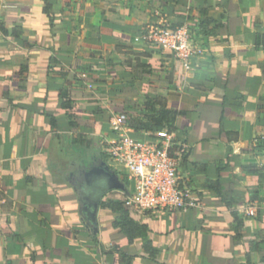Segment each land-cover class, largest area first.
Instances as JSON below:
<instances>
[{
    "label": "crops",
    "instance_id": "crops-1",
    "mask_svg": "<svg viewBox=\"0 0 264 264\" xmlns=\"http://www.w3.org/2000/svg\"><path fill=\"white\" fill-rule=\"evenodd\" d=\"M47 1L0 0V25L21 29L0 31V264H264V214L236 211L264 198V0H212L215 35L192 27L199 0ZM157 19L193 29L190 66L138 40ZM145 93L176 111L178 176L199 206H129L146 231L128 240L103 205L130 187L102 140ZM100 160L124 189L82 181Z\"/></svg>",
    "mask_w": 264,
    "mask_h": 264
},
{
    "label": "built area",
    "instance_id": "built-area-1",
    "mask_svg": "<svg viewBox=\"0 0 264 264\" xmlns=\"http://www.w3.org/2000/svg\"><path fill=\"white\" fill-rule=\"evenodd\" d=\"M138 40L143 46L168 54L184 67L202 53L190 26L166 19L151 21ZM108 125L109 133L102 140L103 150L111 166L123 172L130 183L129 190L124 191L126 205L140 212L199 206L178 176L182 150L173 153L177 142L174 131L161 128L141 134L129 125L124 112L112 113ZM253 146L264 158V131L253 137ZM236 211L243 218L264 214V198L237 205Z\"/></svg>",
    "mask_w": 264,
    "mask_h": 264
},
{
    "label": "trees",
    "instance_id": "trees-1",
    "mask_svg": "<svg viewBox=\"0 0 264 264\" xmlns=\"http://www.w3.org/2000/svg\"><path fill=\"white\" fill-rule=\"evenodd\" d=\"M44 3V10L48 12L50 4L47 0H44ZM213 3L212 0H199V17L192 27L200 28L204 35L217 34L223 24V14H218L216 18L208 15ZM214 8H216L215 5L213 6ZM0 31L13 37H18L21 34V29L17 25H14L9 31L3 25H0ZM63 88L65 89L60 92V100L62 102L61 105L67 108L70 104L71 93L68 89L70 87L65 86ZM124 113L127 115L129 125L141 134L153 133L161 128L174 131L176 111L167 108L164 99L157 95L143 94L142 100L129 106ZM109 117L110 115L107 116V118ZM106 200L103 205L111 207L116 212L117 215L114 218L113 225L118 228L124 237L131 240L137 236H145L146 226L138 224L131 218L129 206L125 204V200Z\"/></svg>",
    "mask_w": 264,
    "mask_h": 264
},
{
    "label": "water",
    "instance_id": "water-1",
    "mask_svg": "<svg viewBox=\"0 0 264 264\" xmlns=\"http://www.w3.org/2000/svg\"><path fill=\"white\" fill-rule=\"evenodd\" d=\"M104 171V175L106 176L107 181L114 187L124 189L125 186L122 182H120L117 174L110 170V168L105 165L103 168H91L88 171V174H99L100 172Z\"/></svg>",
    "mask_w": 264,
    "mask_h": 264
},
{
    "label": "flooded vegetation",
    "instance_id": "flooded-vegetation-1",
    "mask_svg": "<svg viewBox=\"0 0 264 264\" xmlns=\"http://www.w3.org/2000/svg\"><path fill=\"white\" fill-rule=\"evenodd\" d=\"M104 166H105V164L102 163L101 160L96 165L94 164V162L91 163V168H95V167L103 168ZM103 178H104V171L100 172L97 175L96 174H88V173H86V171H84L82 181L85 182L86 184L94 186L97 184L98 181L104 180Z\"/></svg>",
    "mask_w": 264,
    "mask_h": 264
},
{
    "label": "rangeland",
    "instance_id": "rangeland-1",
    "mask_svg": "<svg viewBox=\"0 0 264 264\" xmlns=\"http://www.w3.org/2000/svg\"><path fill=\"white\" fill-rule=\"evenodd\" d=\"M118 172H120L121 174H120V177L123 179V180H125L126 178H125V176L123 175V172H121V171H118ZM127 180V179H126ZM127 184H128V186L130 187V183H129V181L127 180Z\"/></svg>",
    "mask_w": 264,
    "mask_h": 264
}]
</instances>
